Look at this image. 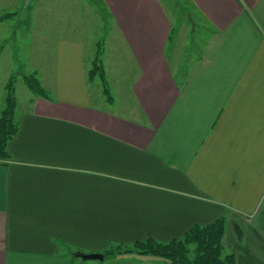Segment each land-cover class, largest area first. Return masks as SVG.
I'll list each match as a JSON object with an SVG mask.
<instances>
[{"label": "crops", "instance_id": "0c3cea01", "mask_svg": "<svg viewBox=\"0 0 264 264\" xmlns=\"http://www.w3.org/2000/svg\"><path fill=\"white\" fill-rule=\"evenodd\" d=\"M103 2L133 64L116 87L109 79L114 102L92 88L87 42L38 15L45 51L31 69L48 97L16 92L19 130L0 158V264H170L77 254L170 242L221 217L237 264H264V0H192L209 36L186 72L177 56L170 64L173 23L159 0ZM3 54L0 115L13 69Z\"/></svg>", "mask_w": 264, "mask_h": 264}, {"label": "rangeland", "instance_id": "374dc122", "mask_svg": "<svg viewBox=\"0 0 264 264\" xmlns=\"http://www.w3.org/2000/svg\"><path fill=\"white\" fill-rule=\"evenodd\" d=\"M159 1L166 9L172 20L173 29H175L166 52L170 64L173 57L177 56L174 66L180 64L186 72L189 68L188 65L200 55L209 36V31L192 0ZM72 2L73 0H30L28 5H23L25 0H19L10 3L11 7L9 6V8H0V23L11 21L5 25V28L10 32L11 29L13 33L15 32V35H11L9 42H0V54L1 52L10 54L13 69L9 81H12L14 86L15 97L18 91L21 98V88L31 91L24 79L26 75H35L38 79V74L32 70V67L45 51L41 41L43 33L39 31L38 15L41 18L50 16L49 19L54 21L52 27H55L54 30L60 32L61 35L66 33L67 36L84 39L87 42V58L90 69L99 49H101L99 61L104 66L108 84L110 83L109 79L112 78L114 87H116V81L122 83V79L127 73L125 70L133 68L131 58L123 43L122 31L119 25L115 24L112 13L105 6L103 0H76L75 12L71 9L73 13L71 12L72 14L69 15L66 5H72ZM69 16V24H67L66 17ZM26 20L28 24H25ZM8 31L6 34H11ZM15 61H18V65L15 64ZM99 79L96 77L95 81H91L92 88L99 89L102 94ZM110 88L111 99L114 102L118 98V94L114 93L116 88ZM102 102L98 103L102 104Z\"/></svg>", "mask_w": 264, "mask_h": 264}, {"label": "trees", "instance_id": "16d2710c", "mask_svg": "<svg viewBox=\"0 0 264 264\" xmlns=\"http://www.w3.org/2000/svg\"><path fill=\"white\" fill-rule=\"evenodd\" d=\"M174 30L172 29V35ZM101 51L99 49L95 60L92 62L88 78L90 82L94 81L96 77L100 78L99 80L103 85V93L111 102V90L108 85V79L104 72V66L99 61ZM24 79L34 94L48 97L46 90L35 75H26ZM6 92L5 107L0 115L1 159L8 157V144L19 130V121L15 118L17 101L12 81L8 82ZM225 229L226 218L221 217L206 226L195 225L183 237L173 239L170 242L162 243L147 239L136 242L132 246L117 245L106 251L104 256L110 257L120 253H134L159 257L170 264H237L236 257L228 252L224 245Z\"/></svg>", "mask_w": 264, "mask_h": 264}, {"label": "water", "instance_id": "95a60500", "mask_svg": "<svg viewBox=\"0 0 264 264\" xmlns=\"http://www.w3.org/2000/svg\"><path fill=\"white\" fill-rule=\"evenodd\" d=\"M78 257H81L83 260L85 261H104L105 257L103 254H98V253H94V254H88V255H82V254H77Z\"/></svg>", "mask_w": 264, "mask_h": 264}]
</instances>
